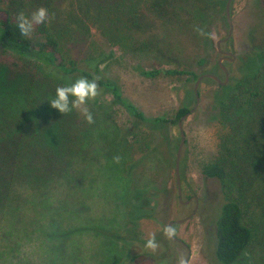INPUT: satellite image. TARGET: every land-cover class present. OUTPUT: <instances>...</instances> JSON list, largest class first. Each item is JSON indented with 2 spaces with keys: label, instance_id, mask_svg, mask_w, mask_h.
I'll return each instance as SVG.
<instances>
[{
  "label": "rangeland",
  "instance_id": "obj_1",
  "mask_svg": "<svg viewBox=\"0 0 264 264\" xmlns=\"http://www.w3.org/2000/svg\"><path fill=\"white\" fill-rule=\"evenodd\" d=\"M223 1L222 7L207 2L197 7L177 5L174 12L163 17L145 12L151 20L148 29L136 32L148 44L142 51L122 53L95 33L102 50L113 53V59L102 65L104 76L119 86L122 97L147 120L173 119L182 105L191 111L181 126V201L175 177L181 119L159 129L145 126L157 148L155 152L136 162L139 151L132 150L128 140L122 146L130 153L124 152L118 158L116 148L110 144L118 136V127H129L130 119L118 105H108L109 95H98L88 104L108 106L112 120L100 119L101 114L93 107L105 134L92 135V147L83 152L81 160H74L81 177L75 183L44 188L42 199L36 200L17 224L22 228L0 238V264H177L181 256L185 264H219L214 253L213 217L224 203V195L217 180L201 175V166L215 159L218 151V84L203 79L197 88L196 104V80L192 76L149 79L139 71L177 69L196 77L213 74L223 81L216 48L229 29L227 0ZM229 14L232 34L220 49L232 53L235 59L220 64L236 81L256 67L264 49V0H232ZM196 27L212 33L213 38L198 35ZM160 33L163 37L156 39ZM123 162L131 168L126 169ZM122 169L126 182L118 177ZM139 189L155 193V199L137 197ZM136 201L140 210L134 205ZM151 204L155 209L148 211ZM191 214L182 224L172 225L174 237L187 246L188 256L186 248L164 236L163 228ZM152 232L160 244L156 252L144 247ZM236 264L252 262L242 260Z\"/></svg>",
  "mask_w": 264,
  "mask_h": 264
},
{
  "label": "trees",
  "instance_id": "obj_2",
  "mask_svg": "<svg viewBox=\"0 0 264 264\" xmlns=\"http://www.w3.org/2000/svg\"><path fill=\"white\" fill-rule=\"evenodd\" d=\"M206 2L222 7L224 1L0 0V238L22 228L17 224L42 199L44 188L75 183L81 177L74 160H81L92 147V135L105 134L100 119L112 120L108 106L88 104L92 124L75 109L61 114L49 104L58 86L80 77H99L100 95H109L108 105H118L130 119L129 127H118L110 145L122 158L124 152L130 153L122 145L131 140L128 146L140 154L136 162L157 150L145 126L159 129L176 124L190 112L182 105L173 119L147 120L122 97L119 86L104 76L102 65L113 59V53L102 50L95 33L122 53L142 51L148 44L136 32L148 29L151 20L145 12L163 17L177 5L197 7ZM39 7L47 8L53 18L35 26L29 37L22 36L17 14L23 11L30 17ZM255 65L245 77L236 81L229 77L226 87L218 85V151L215 159L201 166L203 177L220 183L225 200L217 207L219 216L213 217L219 264L242 260L264 264V49ZM139 74L149 79L198 78L177 69L140 70ZM93 107L102 118L95 117ZM123 170L118 177L126 182ZM136 192L144 199L156 196L146 189ZM134 205L139 208L137 201Z\"/></svg>",
  "mask_w": 264,
  "mask_h": 264
},
{
  "label": "clouds",
  "instance_id": "obj_3",
  "mask_svg": "<svg viewBox=\"0 0 264 264\" xmlns=\"http://www.w3.org/2000/svg\"><path fill=\"white\" fill-rule=\"evenodd\" d=\"M53 18L45 7L37 8L31 16H26L23 11L19 12L15 18L16 26L24 37H29L37 25L47 24ZM198 35L207 38H213L212 33L206 32L203 28L194 29ZM99 77L88 79L80 77L71 84L60 85L55 89L54 98L49 101L52 108L58 110L61 114H68L74 109L78 110L88 124L94 123L93 115L89 111L88 103L100 95V89L97 81ZM163 234L171 239L176 235V230L172 226H165ZM144 247L152 252L160 248L154 232L149 233ZM177 264H185L183 256L179 257Z\"/></svg>",
  "mask_w": 264,
  "mask_h": 264
},
{
  "label": "water",
  "instance_id": "obj_4",
  "mask_svg": "<svg viewBox=\"0 0 264 264\" xmlns=\"http://www.w3.org/2000/svg\"><path fill=\"white\" fill-rule=\"evenodd\" d=\"M232 0H227V3H226V7H225V15H226V19H227V22H228V33L226 35V37L224 39H221L219 41H217L216 43V48H217V51L220 55H222L223 57H231V59L229 58H221L219 60V66L221 68V70L223 71L224 73V80L221 81L218 77L214 76L213 74H204L200 77H198L195 81V85H194V94L196 96V104H198V101H199V97H198V91H197V88H198V85L200 84V82L203 80V79H210V80H213L214 82H216L218 85L220 86H224L228 83L229 81V75H228V72L227 70L220 64L222 60H227V61H233L235 59V56L232 54V53H229V52H224L220 49V45L227 42L230 37H231V34H232V25L230 23V14H229V7H230V3H231ZM191 112V111H190ZM189 112V113H190ZM188 116L185 115L181 118L180 122L178 123V126H179V129H180V137H181V141H180V144H179V147H178V150H177V156H176V162H175V177H176V184H177V190H178V194H179V200L181 201V191H180V181H179V164H178V161H179V155H180V151H181V148H182V145H183V141H184V133L182 131V121ZM194 200L196 201V198H194ZM182 203V202H181ZM193 214H191L190 216H188L187 218L183 219V220H179V221H174V222H171L168 224V226H172V225H179V224H182L183 222L187 221L188 219L191 218ZM173 241L177 242L178 244L182 245L184 248H187V246L182 242L180 241L179 239H176L175 237L171 238ZM188 256H189V250H188Z\"/></svg>",
  "mask_w": 264,
  "mask_h": 264
},
{
  "label": "flooded vegetation",
  "instance_id": "obj_5",
  "mask_svg": "<svg viewBox=\"0 0 264 264\" xmlns=\"http://www.w3.org/2000/svg\"><path fill=\"white\" fill-rule=\"evenodd\" d=\"M221 58H229V59H231V57H223L222 55H220V59H221ZM220 59H219V60H220ZM222 62H227V60L224 59V60H222ZM227 72H228V71H227ZM223 74H224V73H223ZM190 199H193V201L195 202L194 197H191Z\"/></svg>",
  "mask_w": 264,
  "mask_h": 264
}]
</instances>
